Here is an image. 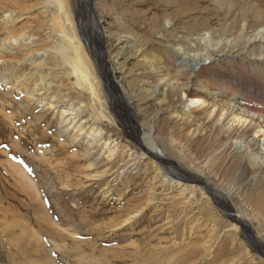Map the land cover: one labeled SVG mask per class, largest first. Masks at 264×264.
<instances>
[{
    "label": "rangeland",
    "instance_id": "rangeland-1",
    "mask_svg": "<svg viewBox=\"0 0 264 264\" xmlns=\"http://www.w3.org/2000/svg\"><path fill=\"white\" fill-rule=\"evenodd\" d=\"M51 1L0 0V23H6L1 20L3 12L13 13L11 25L7 30H0V40L7 37V42L12 43L15 38L29 35L34 42L21 51L1 54L0 93L6 92L2 80L12 76L25 75L29 86L40 79L55 85L50 90H41L43 95L23 102L20 108L25 110L14 106H6L4 111L0 109V162L3 166L0 165V173L4 180L11 178L4 167L8 156L14 169L11 179L17 185L11 190L19 195L12 198L14 201L19 198L17 202L4 197L5 201H0L3 207L0 209V264H28L32 260L27 262L20 248L11 243L17 225L28 226L27 230L17 232L23 241L30 238L34 244L39 240L38 249H33L32 243L29 245L32 250L27 249L28 254L33 255L32 261L38 264H45L46 260L68 264L66 259L71 264H84L56 249L64 245L65 250H81V257L94 254V258L101 259V252L112 264H139L140 261V264H173L166 260L174 264H264V217H254L256 212L264 213V181L260 176L253 181L247 161L231 149L239 126L234 125L229 134L227 131L218 133L220 124H211L213 120L203 114L204 106L191 109L189 114L193 115L194 123L177 121L176 115H182L187 108L179 102L177 93L169 87L164 94L152 93L153 86L160 80L176 76L170 50L184 45L185 41L193 44L206 32H211L213 39L223 40L211 62L203 65L208 77L236 81L245 91L264 86L258 79H252L245 68L246 61L264 53V40L259 36L255 40L250 38V45L246 46L249 34L264 27V0H90L93 14L87 7L80 16L67 13L68 0H59L62 7ZM58 18L67 34H77L92 65L96 52L93 51V31L100 30L101 55L110 61L107 66L113 70L110 73L114 77V85L108 83L104 93L109 94L111 103L108 114L97 111L86 91L72 88L70 82L58 74V62L52 51L62 34H58L59 27H51L52 21ZM243 26L246 28L241 34ZM228 39H238V46L224 48ZM131 42L142 47L145 64L141 56H134L129 49ZM191 44L190 47L195 46ZM150 64L162 66L161 71L153 73ZM120 88L124 98L119 97ZM79 92L83 93L78 95ZM193 94L198 95L196 91ZM48 103L52 104L51 109L45 110ZM68 103L79 112V117L94 120L96 123L91 124L111 138L110 150H104L99 144L90 155H84L82 149L89 146L85 143L88 139L75 135L73 147L65 142V138L73 137L72 131L59 139V113L69 107ZM106 115L112 121L103 117ZM34 116L40 119L33 120ZM195 123H201L200 127L205 129L202 135L189 134L190 127L197 128ZM141 132H150L156 141L157 151L152 155L141 147ZM263 135L258 134L256 139L262 140ZM252 136L251 133L245 135L248 139ZM171 146L173 151L169 149ZM162 147L164 153L159 152ZM156 156L166 163L156 160ZM172 166L185 177L206 181L218 196L213 200L205 190L202 196L196 182L166 173ZM4 180L0 182L2 193L9 187ZM18 181H23L20 186ZM134 207H139L140 213L127 220L124 215L133 212ZM7 208L16 214L5 216L3 209ZM237 212H243L242 222L250 234L242 232L240 226L237 232L230 229L232 223L236 224L232 215ZM105 249L117 253L113 256L109 252L105 256ZM42 251L48 255L44 257ZM123 254H126L124 260Z\"/></svg>",
    "mask_w": 264,
    "mask_h": 264
},
{
    "label": "bare ground",
    "instance_id": "bare-ground-1",
    "mask_svg": "<svg viewBox=\"0 0 264 264\" xmlns=\"http://www.w3.org/2000/svg\"><path fill=\"white\" fill-rule=\"evenodd\" d=\"M46 3H48V1ZM51 4H57L58 6L62 7V5H61L59 0H52ZM68 4L70 5V10H69V6H68V11H67L68 14H70V13L72 14L73 13V14H76L77 16H80L81 13L84 12L87 9V7H88L89 12L91 14H93V9H92V6L90 4V0H68ZM62 10H63V8H62ZM11 14H13L12 11L9 12V13H4L3 12V17H2L1 20L2 21H6V23H4V24L0 23V30H7V26L11 25V23L13 22ZM52 23H53V25L51 26L52 29H56L57 27H59L60 30L58 29L59 30L58 34H62L61 40H59L60 42L55 44V48L52 51L53 54L56 56L55 59H54L55 62L56 61L58 62V64H57V67H58L57 69L58 70L57 71L60 72L58 74L60 76H62L65 80L69 81L72 88H75V89H78V90L81 89V90L86 91L89 94V96H90V98H89L90 102L92 104H94V106L97 108V111H99L100 113L102 112V113L108 114L109 113L108 112L109 105H111V103H110V101H108V97H109L108 95L109 94L108 95H104V93L106 92V86L108 85V83H111V84L114 85V77L110 73V72H113V70L111 71L110 70L111 68L109 66H107V63H108L107 61H109V60H107L106 58H104L103 55H101L102 54V47H101L102 38H101L100 30L96 29L95 31H93L94 32L93 33V35H94L93 36V44H94L93 45L94 46V48H93L94 50L93 51L94 52L96 51V52H95V62H93V65H92V62L88 59V56L83 51L81 41H80L79 37L77 36V34L76 33H74L73 35H70V33L67 34L68 32L67 33L65 32L64 24H62L63 28H61V23H60V19L59 18L53 20ZM245 28H246L245 26L240 27L241 34H242V31H244ZM258 36L261 39L264 40V27H259L258 29H256L255 33L253 35L249 34L248 39L252 38V39L255 40V39H257ZM239 37L237 36L236 38H239ZM32 38L33 37H31L29 35H27V36L23 35V36H20L18 38L13 39L12 43H8L7 42V40H9L7 37L1 39L0 40V56H1V54H7V53L9 54L10 52L12 53L13 51H15L17 49H18L17 50V52H18V51H21L22 49H24L26 47H29L30 45L32 46V42H33ZM252 39L246 41V46L250 45V41ZM195 40H197V41H195L193 44H191L192 42L191 43H187L185 41L184 45H181L178 48H175L174 50H170L171 51V55H173V57H174L173 67H174V71L176 73L175 74L176 76H173L172 78H163L162 80H160L159 83H156L153 86L152 93L156 94V93H159V92H163V94H164L166 92V90H168V87L171 88V90H174L175 93H177L179 102L181 104H184L183 106L187 107L186 110L183 109V114L182 115H176L177 121L181 120V121H186V122L188 121V122L194 123V121L192 120V118H194V117H193V115L191 116L189 113L195 108L200 109V108H202L204 106V108L202 109L203 114L206 116L207 119L213 120L211 124L213 126H215L216 124H220V126H218V129H217L218 133H223V131H227V133L229 134L233 130V126L234 125L235 126H239L238 127V130H239L238 133L239 134H237L236 137H234V141H233V143L231 145V149H233V152H235L237 155H240L242 158H244L247 161V164L249 165L250 169L252 170L251 179L253 181H255L256 178H258L259 176H260L261 180L264 181V135H263L262 140H257L256 139L258 134H264V86L263 85H262V87L260 86L261 88L259 90L257 88V89H246V91H245L244 89H241L239 87V85L237 84L238 82H236V81H233V80H230V79L218 80L215 77H208L209 75L207 74V70L203 67V65H205V62H207V61L211 62L212 55L214 53L218 52V50L220 49V45L222 44L223 40L222 39H220V40L219 39H213V35H212L211 32L203 33L202 35H199ZM233 40H235V39H233ZM233 40H229V39L226 40L224 42V48H228V49L236 48V46H238V41L239 40L238 39L235 40L236 42H233ZM232 43H234V44H232ZM190 44L198 46V49H194L195 46L194 47H190ZM262 44H264V41H262ZM129 49L133 50L132 52H134V56H136V57H137V55L141 56V58H142L141 61H142L143 64H145L144 60H145V55L146 54H143V50H142L141 46L136 45L135 43L131 42V45H130ZM141 54H143V55H141ZM118 58H116V62H117ZM166 58H169V57L167 56ZM109 65H110V63H109ZM161 68H162V66H155V65L150 64V69H151V71L153 73L154 72L157 73V72L161 71ZM245 68L249 70V73L251 74L252 79L253 78H254V80L258 79L261 83L264 84V53L263 54L261 53L257 57H252L250 60L246 61ZM28 81H29V78H26L25 75L19 76L17 78L16 77L13 78V76H12V78H4L2 80L1 84L4 85V86L6 85L5 86L6 87V92L5 93H0V106H1L0 109L2 111H4V108H6V106H14L18 110H25V108H23V109L20 108V106L22 105L23 102H26L31 97H36V96L39 97V96L43 95L42 93H40L41 90H43V89L44 90H50L53 86H55L53 84L46 83L43 79L36 80V83H34V84L29 86L28 85L29 84ZM257 83H259V82H257ZM254 88H256V87H254ZM193 90L196 91L198 93V95L197 94H193L194 93ZM58 91H60V90H58ZM119 92H120L119 97H121L123 95V98H124V94L122 93V88H120ZM80 93H83V92H79L78 95H81ZM64 98L66 99V97H64ZM209 99H211L212 101H210ZM3 103H4L5 106H3ZM89 105H91V104H89ZM258 105H262V106L258 107ZM46 106H49V107L47 109H45V110H50L52 104L48 103ZM67 106H69V107L66 108V109H61L60 113H59L60 114V116H59L60 130H59L58 135H57L59 137V139L65 138L66 134L69 131H72L73 132V137L65 138V142L67 143V145L69 147H73L74 146V142L77 139V138H74L75 135H76V137H85V139H88V141H86L85 143L86 144L89 143V146L86 145L85 147H83L82 150H83L84 155H90L92 150L97 149L99 147V144L102 145L103 147H105L104 150H110L112 148L113 142L111 141V138L106 136L103 133L104 131L102 132V129H100L99 127H96L93 124H91V123L95 122L94 120H93V122H90L88 118L79 117V114H77L79 112L76 113V110L73 109V105L72 104H69ZM83 107H84V105H83ZM92 107L93 106H91V108ZM82 109H84V108H82ZM84 111H85V109H84ZM81 113L82 112H80V114ZM69 115H70V118H67V116H69ZM95 116H96V114H95ZM39 117L40 116H34L33 120L40 119ZM103 117L106 118V119H109V121H112V118L108 117V115L103 116ZM65 118H67V119H65ZM71 122H73L72 123L73 126L71 125ZM200 124L195 123L194 126L197 127V128H194V130H193L192 127H190L189 134H191L192 136H196L197 134H201L202 135V132L205 131V129L200 127ZM68 126H71V127H68ZM191 128H192V130H191ZM143 132H141L142 133V135H141V140H142L141 142L142 143H140L141 147L145 150V152L147 154L151 153V155H152L153 151L154 152L157 151V145L155 144L156 141L154 142V140L151 137L152 135H151L150 132L148 134H145ZM248 133L253 134V136L251 138H249V139L245 137V135L248 134ZM203 134H205V133H203ZM187 137H188V135H187ZM179 140H180V138H179ZM177 143H178V145H181L182 142L180 143V141H178ZM92 144H94V146H92ZM171 148H173V146L169 147V149H171ZM181 148H183V147H181ZM183 149H179V152H181ZM171 151H173V149H171ZM159 152L164 153L165 152V148L163 149V147H162V150H159ZM183 152L184 151H182V153ZM155 158H156V160L160 161L158 156H156ZM242 158H241V160H242ZM5 160H6L7 163L5 164L4 167L7 169L8 173L11 175V178H13V175H12L11 172L14 169H13V166H12L11 162H9L10 160H9L8 156L6 157ZM0 165H1V162H0ZM166 173H168L170 175L173 174L176 177H178L180 180H181V178H184V179H188L191 182H196L201 187L200 188V192H201L202 196H204V190L207 191V193L210 195V197L213 200L216 198L215 196H218L217 192L214 189L210 188L206 181L201 180V179H197V178H194V177H190V178L188 176L185 177L181 173H179V171L177 173V170H176L175 166H172V167L168 168ZM169 177H167V178H169ZM11 178L8 179V180L7 179L4 180L2 175H1V173H0V182H3V180H4V181H6V183L8 182V184H9V187H6L4 189V193H2L3 189L0 190V201L4 200V199H2V197H4L6 200L9 201L12 198H14V196H16V194L13 193L14 191L12 192L11 189L13 187H16L17 185L15 184V182ZM24 179H26L25 176H24ZM15 180H16V178H15ZM21 182H23V181L19 182V186H20ZM216 187H218V186H216ZM6 189H7V192H6ZM15 190H17V189H15ZM214 192L216 193V195H215ZM16 197H19V195L16 196ZM18 199H17V201H19ZM8 201H7V204H8ZM17 201L15 200L14 202H17ZM11 204L14 205V203H11ZM229 205H230V203H229ZM14 206H16V204ZM27 206L28 205H26V207ZM2 208L3 207L0 205V209H2ZM16 208H17V206H16ZM29 208H28V210H29ZM138 208L139 207H134L133 210H132L133 212H127V214L124 215V216H127V220H130L131 218H134L133 215L138 213ZM25 209H27V208H25ZM217 209H219V211H221L223 213V211H222V209L220 207H218ZM250 209L252 210V208H250ZM3 210H4V215L5 216L8 215L9 213L12 215L13 214L12 212H14L13 210L11 212V210L8 209V208L7 209H3ZM3 210H1V211H3ZM14 210L16 211V209H14ZM230 211H232V210H230ZM34 212H36V211H34ZM36 213H35V215H36ZM99 213H101V212H99ZM228 213H230V212H228ZM242 213L241 212L240 213L237 212V213H235V215H232V219H233V221L236 224L232 223V225L230 226V229L235 231V232H237L239 230L238 226L243 225L244 227H242L241 231L246 233V234H248L249 230L246 228V226L242 222L243 217H244V215ZM254 213H255V211H254ZM1 215H3V213ZM37 215H38V213H37ZM20 216L22 217V215H20ZM226 216H228V215H226ZM252 216L253 215H251V217ZM254 217L255 218L264 217V213L256 212L254 214ZM9 218H10V215H9L8 219ZM35 218H36V216H35ZM29 219H31V218H29ZM40 220H42V218ZM6 222H8V221H6ZM39 224H40V222H39ZM6 225H8V223ZM42 227H40V228L42 229ZM27 228H28V226L26 228H23L21 225L20 226H18V225L15 226L16 232H14V233H16V235H15V238L11 240V243L13 245H15V248H20L21 256L25 255V259L28 262L30 259L33 260V257H32L33 255L30 256L28 254V252H27V249L32 250L31 247L33 249H35V250L38 249L40 247V242H39V240L36 239L34 244H33V242L29 240L30 238L27 241L26 240L23 241V239H22L23 237L21 238L20 237L21 235L20 236L17 235V232H22L24 230H27ZM40 228H39V231H42L43 229L40 230ZM48 230H49V228H48ZM47 234H49V233H47ZM148 235H150V234H148ZM140 236H142V235H140ZM47 237H50V235L47 236ZM53 240H54V237H53ZM31 243H32V245H31ZM149 243L150 242H148V244ZM157 244H159V243H157ZM29 245H31V247H29ZM146 245H147V243H146ZM177 245H179V244H177ZM65 246L66 245H64L63 247H57L56 249L60 250L61 254H64V253L67 254L68 253L67 254L68 256H74L77 261L80 260L84 264H89L90 262H92V264H110V263L112 264L111 261L109 262L108 258H103L102 257L101 252H100L101 259L94 258V254H93V257L87 256V255H84V256L81 257V253H82V252H80L81 250L76 248V250H72V251H74V253H73L70 250H65L66 249ZM226 246L227 245H225V247ZM150 247L153 248V246H149V248ZM167 248H169V247L167 246ZM107 249H105L107 251L105 253V256H107V254L109 252H112V250L108 252ZM134 249L135 248H133V250ZM156 249L158 250V248H156ZM173 249H174V246H173ZM175 249H176V247H175ZM178 249H179V247H178ZM220 250H222V249H220ZM223 250H224V248H223ZM119 251H121L120 248H119ZM172 251L174 252V250H172ZM201 251H202V249H201ZM201 251H199V253ZM42 252L44 254V257H46L48 255L44 251H42ZM113 252H112L113 256L116 255L117 252L115 253L114 250H113ZM97 253H98V251H97ZM151 253H152V256H153V252H151ZM90 254L92 255V252H90ZM147 254H149V253H147ZM124 255H126V254H123V258H122L123 260H124V258L126 259V257H124ZM173 255H176V254H173ZM225 255L227 256V254H225ZM119 256L121 257V255H119ZM128 256H131V255H128ZM132 256H134V255H132ZM142 256H143V254H142ZM208 256H210V255H208ZM120 257H119V259H120ZM179 257H180V255H179ZM134 258H136V255H135ZM166 258L168 259L169 257H166ZM170 258H171V256H170ZM181 258H182V256H181ZM201 259H202V257H201ZM137 260L138 259H136V261ZM243 260L245 261V259H243ZM47 261L48 260H46L45 264H54L52 261H50V262H47ZM66 261H67L68 264H71L69 262V260L66 259ZM127 261H129V257H128ZM166 261L167 262H172L174 264V261H170V260H166ZM30 262H28V264H38L37 261H36V263L34 261H32L31 263ZM133 262H134V260H133ZM140 262H139V264H140ZM237 262H238V260H237ZM241 262H242V260H241ZM137 264H138V262H137Z\"/></svg>",
    "mask_w": 264,
    "mask_h": 264
},
{
    "label": "water",
    "instance_id": "water-1",
    "mask_svg": "<svg viewBox=\"0 0 264 264\" xmlns=\"http://www.w3.org/2000/svg\"><path fill=\"white\" fill-rule=\"evenodd\" d=\"M160 161L163 162V163H166V161L163 160V159H160ZM242 227H244V226H243V225L240 226L241 230H242ZM252 242H254V240H253ZM260 246H261V245H260Z\"/></svg>",
    "mask_w": 264,
    "mask_h": 264
},
{
    "label": "snow or ice",
    "instance_id": "snow-or-ice-1",
    "mask_svg": "<svg viewBox=\"0 0 264 264\" xmlns=\"http://www.w3.org/2000/svg\"><path fill=\"white\" fill-rule=\"evenodd\" d=\"M53 255H55V254H53Z\"/></svg>",
    "mask_w": 264,
    "mask_h": 264
}]
</instances>
